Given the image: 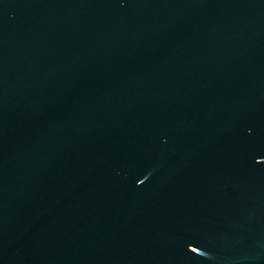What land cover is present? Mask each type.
I'll return each instance as SVG.
<instances>
[{
	"label": "water",
	"instance_id": "obj_1",
	"mask_svg": "<svg viewBox=\"0 0 264 264\" xmlns=\"http://www.w3.org/2000/svg\"><path fill=\"white\" fill-rule=\"evenodd\" d=\"M0 264H264V0H0Z\"/></svg>",
	"mask_w": 264,
	"mask_h": 264
}]
</instances>
